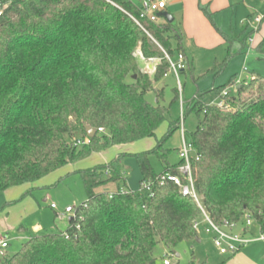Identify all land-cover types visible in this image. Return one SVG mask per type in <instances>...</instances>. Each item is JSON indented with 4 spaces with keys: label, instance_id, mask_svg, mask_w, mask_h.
I'll return each instance as SVG.
<instances>
[{
    "label": "trees",
    "instance_id": "1",
    "mask_svg": "<svg viewBox=\"0 0 264 264\" xmlns=\"http://www.w3.org/2000/svg\"><path fill=\"white\" fill-rule=\"evenodd\" d=\"M200 9L212 22L208 8ZM255 17L249 14L238 34L213 25L227 44L226 57L207 72L213 78L244 52ZM137 49L160 59L153 75L141 71ZM162 49L170 57L182 53L191 68L182 31L173 22L140 19L139 7L129 1L12 0L0 15V194L92 154L155 137L169 108L151 104L145 93L154 90L159 97L163 89L157 85L169 65ZM256 50L264 53V39ZM225 89L224 107L206 100ZM179 98L176 88L174 100ZM187 103L185 114L197 116L187 141L196 154L191 170L202 208L215 224L241 223L248 214L264 231V77L231 79ZM86 127L96 133L88 137ZM178 128L179 121L169 122L153 148L133 154L139 185L150 182L151 196L122 188L126 153L81 168L87 199L67 219L65 232L35 235L0 264H155L157 246L165 249L162 258L172 257L179 243L197 240V204L162 180L178 174L181 161L170 164L163 148ZM77 138L88 144L75 145ZM152 155L164 163L161 173L151 167Z\"/></svg>",
    "mask_w": 264,
    "mask_h": 264
},
{
    "label": "rangeland",
    "instance_id": "2",
    "mask_svg": "<svg viewBox=\"0 0 264 264\" xmlns=\"http://www.w3.org/2000/svg\"><path fill=\"white\" fill-rule=\"evenodd\" d=\"M116 1L121 2L123 0ZM132 2L138 3V0H132ZM200 7H205V5ZM209 12L211 13L213 23L201 12L205 18V23L201 26V31H199L202 36L205 34L206 37L214 36L221 41L223 40V44L218 43L212 46L209 44L210 46L206 47L195 42L191 37L190 39H193L194 42L191 40L185 45L186 53L193 61L190 69H187L184 73H179V81L181 88H183L181 100L183 102L182 111L184 114L186 112L187 102L192 100L197 92L205 93L212 88L227 83L231 79L239 82H247L256 77H264V53L256 50L258 44L264 39V0H243L242 3H238L235 6L232 5L227 9L217 12L209 10ZM251 13H254L259 18V21L252 20L249 23V30L252 33L246 39L247 47L244 49V52L230 57L222 73L213 78L207 72L215 60L221 61L226 57L227 49V44L213 25L225 35H230L233 32L238 34ZM207 43L209 42L207 41ZM243 68L246 70L244 71ZM159 84H163V89L159 97H157L154 90L145 93L146 100L151 104H160L169 108L166 120L156 130L155 137L139 140L123 147H112L102 153L92 154L87 159L65 166L32 183L28 187H18V190L23 192L30 189L28 193L32 195V200L35 202L33 205L35 204L36 206L34 211H31L30 208L26 209L25 207L23 209L21 207V213L24 217L23 221L27 226L30 223L41 224L42 234L64 232L68 220L66 218L60 220L57 218V214L62 213L66 206L78 207L87 199L86 191L77 171L81 168L106 163L121 153L127 154L122 160V169L126 174V186L122 188L133 192L141 189L139 185L141 175L133 154L153 148L156 140L161 139L167 131L169 122L180 121L181 118L180 102L178 99L174 100V92L179 86L173 73L168 72ZM158 85L157 88H159ZM229 91L237 98L234 88H230ZM206 97V100L213 104H217L220 101V98L214 92L208 93ZM196 124L197 116L195 111L186 113L183 123L186 140H188V135L195 129ZM181 145L179 128L174 130L163 141V148L167 151L166 159L170 164H176L179 161L177 150ZM149 163L156 173H161L164 169V163L154 155L149 157ZM21 195L19 194L17 197L20 199L22 197ZM44 198L46 199L45 201ZM52 203L55 204L56 210L49 207ZM242 228L243 226L240 225L235 231L240 232ZM249 233L251 234L249 236L250 238L260 235V231L254 223L251 224ZM5 236L7 239H10V247L7 250V256H10L20 249L24 240L17 239V232L14 235L11 233ZM198 238L200 241L194 240L179 243L174 249L178 257L172 255L170 258L172 264H218L224 258H227V256L220 255L218 250L213 246L211 234L207 235L199 231ZM243 251H249L257 257V260L264 263L262 254L264 251V241L248 244L242 248ZM164 252L165 249L161 245L155 248L157 257L155 264H161V258Z\"/></svg>",
    "mask_w": 264,
    "mask_h": 264
},
{
    "label": "built area",
    "instance_id": "3",
    "mask_svg": "<svg viewBox=\"0 0 264 264\" xmlns=\"http://www.w3.org/2000/svg\"><path fill=\"white\" fill-rule=\"evenodd\" d=\"M12 0H0V15L4 11V9L9 5ZM167 0H141L138 7H139V18L147 20L149 22L159 24L163 17L160 16V13L165 10ZM114 4V3H113ZM117 6L116 4H114ZM118 7V6H117ZM129 17L140 27L143 29L142 25L139 22V19L128 14ZM256 22L259 21L258 17L254 19ZM164 57L168 62L169 68L168 72L173 73L175 76L177 83H178V92H179V102H180V111H181V118L179 121V130L181 133V142L182 145L178 149V158L181 161V164L178 166V174L171 175L166 174L162 177V180H167L172 182L179 190L181 195L188 196L193 199V201L197 204L201 216L197 220L193 222V228L199 232L202 231L205 234L212 235V242L213 246L218 250V253L223 256L235 254L240 248L252 241L256 240H264V231L260 232L258 237L249 238L244 236L243 232H236L235 229L238 226H243V230H247L253 221L248 214H245L242 218L241 223H227L223 222L221 225L215 224L210 220L204 209L200 204V196L196 192L194 187V180L192 176L191 170V159L196 156L195 150L193 146L186 140L185 138V131H184V118H183V102L181 100L182 88L181 83L179 81V72L187 68V61L182 53L176 54L175 57H170L163 49ZM134 56L139 60L141 64V71L148 75H153L156 72L157 66L160 63V59L157 57H149L146 58L142 55L139 49H137L134 53ZM246 70L245 68L243 69ZM168 74V73H167ZM166 74V75H167ZM165 75V76H166ZM228 90H223L220 95V101L216 104L218 107H224L226 104L224 102V98L227 96ZM101 128L98 129V132H102ZM88 144L87 139H79L75 140V145H83ZM151 183L150 182H143L141 184V190L147 193L149 196L152 195L151 192ZM120 194H125L127 191L120 190ZM111 197V195L109 196ZM50 207L53 210H56L55 204H50ZM76 207L67 206L65 207L62 213L57 214V218L60 220L67 218L72 219L75 214ZM69 215L70 217H68ZM8 246L6 238H0V258H4L6 255L5 248ZM170 256H164L161 260V264H172L170 261Z\"/></svg>",
    "mask_w": 264,
    "mask_h": 264
},
{
    "label": "crops",
    "instance_id": "4",
    "mask_svg": "<svg viewBox=\"0 0 264 264\" xmlns=\"http://www.w3.org/2000/svg\"><path fill=\"white\" fill-rule=\"evenodd\" d=\"M123 1L132 2V0H123ZM140 1L141 0H138V3H134V4L138 6ZM242 2L243 0H167L164 11H166L173 18L172 22L174 26H176L182 31V47L187 58L191 61V66L193 60L190 59L189 55L186 53V48H185V45H187L189 41L192 40V42H194L193 41L194 39L195 42L199 43L200 45H204L206 47L210 46L209 44H211V46L218 43L223 44L222 43L223 40L221 41L219 38H216L214 36L206 37V35L203 33H202L203 36L201 35L200 33L201 26L204 25L205 18L202 16L201 13L202 10L200 9V6L205 5V7L208 8L210 11L217 12L223 9H227L232 5L235 6L236 4ZM163 20L165 19L163 18ZM163 20H161V22H163ZM191 37L193 39H190ZM207 41L209 43H207ZM187 69H190V67ZM160 86L163 87V84L158 85L159 88H161ZM29 185L31 184H26L22 186L28 187ZM18 187L10 188L4 191L3 193H1L0 195V238H6L5 235L7 234L10 235L11 233L14 235V233L17 232V239L21 241L22 240L26 241L35 235L42 234L41 233L42 227L41 224L38 223H30L29 226H27L24 223L23 221L24 217L23 214L21 213V207H23V209L25 207L26 209L30 208L31 211H34L36 209L35 208L36 206L35 204L33 205V203L35 202L34 200H32L33 199L32 195L28 193L30 189L23 192L21 190H18L19 189ZM19 194L22 195L25 194V196L19 199L17 197ZM45 200L46 199L44 198V201ZM67 216L70 217L69 215ZM257 228L261 232L258 226ZM249 229L250 227L247 230H243L242 228L240 232H243L244 236L249 237L251 236V234L249 233ZM198 241H200L199 238ZM263 241L264 240H256L248 244L260 243ZM7 243L8 246L5 248L6 251L5 256H7V250L10 247V239H7ZM246 245L242 246L240 250H238L235 254L227 255L230 258L225 264H264L259 260H257V257L254 254L250 253L249 251L244 252L245 251L244 250L242 252V248H244ZM262 254L264 258V251ZM175 256L178 257L176 253ZM1 259L2 258H0V260Z\"/></svg>",
    "mask_w": 264,
    "mask_h": 264
},
{
    "label": "water",
    "instance_id": "5",
    "mask_svg": "<svg viewBox=\"0 0 264 264\" xmlns=\"http://www.w3.org/2000/svg\"><path fill=\"white\" fill-rule=\"evenodd\" d=\"M160 16L163 17L168 23H171L173 21V18L166 11L161 12ZM132 78H135V75H133ZM86 131H87L88 137H91L96 133L95 129L89 128V127H86ZM197 241H198V239H197Z\"/></svg>",
    "mask_w": 264,
    "mask_h": 264
}]
</instances>
